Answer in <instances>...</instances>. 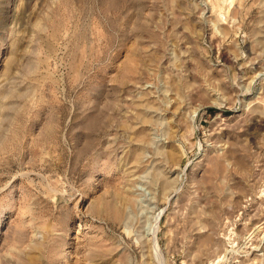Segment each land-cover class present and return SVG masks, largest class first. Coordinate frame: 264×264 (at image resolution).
<instances>
[{
    "label": "rangeland",
    "instance_id": "obj_1",
    "mask_svg": "<svg viewBox=\"0 0 264 264\" xmlns=\"http://www.w3.org/2000/svg\"><path fill=\"white\" fill-rule=\"evenodd\" d=\"M248 262L264 0H0V264Z\"/></svg>",
    "mask_w": 264,
    "mask_h": 264
},
{
    "label": "bare ground",
    "instance_id": "obj_2",
    "mask_svg": "<svg viewBox=\"0 0 264 264\" xmlns=\"http://www.w3.org/2000/svg\"><path fill=\"white\" fill-rule=\"evenodd\" d=\"M203 216H206V214L203 215ZM207 216H208V215H207ZM208 217H209V216H208ZM202 218H206V217H202ZM202 218H201V219H202ZM201 219H200V220H201ZM204 220H205V219H203V221H204ZM209 220H210V219H209ZM209 220H208V221H209ZM204 222H205V221H204ZM209 223H211V221H209ZM205 224H206V222H205ZM200 225H201V224H200ZM198 226H199V225H198ZM199 227H200V226H199ZM201 227H202V226H201ZM201 227H200V228H201ZM208 227H209V226H208ZM210 228H211V224H210ZM205 229H206V228H205ZM213 229H214V227H213ZM156 237H157V235H156V233H155L154 236H153L154 243H155ZM218 240H219V239H218ZM209 242H210V241H209ZM214 242H215V241H214ZM210 243H213V242H210ZM216 243H217V242H216ZM218 244H219V242H218ZM249 260H250V259H249ZM256 260H257V259H256ZM245 261H246V260H245ZM257 261H258V260H257ZM257 261H256V262H257ZM262 261H263V260H262ZM259 262H260V261H259ZM248 264H249V262H248Z\"/></svg>",
    "mask_w": 264,
    "mask_h": 264
}]
</instances>
